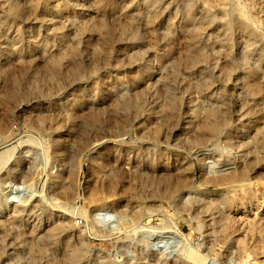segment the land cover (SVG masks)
<instances>
[{"label":"rangeland","instance_id":"1","mask_svg":"<svg viewBox=\"0 0 264 264\" xmlns=\"http://www.w3.org/2000/svg\"><path fill=\"white\" fill-rule=\"evenodd\" d=\"M262 127L264 0H0V264H264Z\"/></svg>","mask_w":264,"mask_h":264},{"label":"bare ground","instance_id":"2","mask_svg":"<svg viewBox=\"0 0 264 264\" xmlns=\"http://www.w3.org/2000/svg\"><path fill=\"white\" fill-rule=\"evenodd\" d=\"M101 7H104V2H101ZM219 15L221 17H224L225 15L224 9L220 10ZM210 20L212 22H215L217 19L215 16H211ZM191 34H192L191 44L193 45L196 41L199 40L201 36V30L198 28H193V32ZM106 36L109 38H112V31L107 29ZM76 55H77V48L76 46H73L70 49L69 56L72 60H74ZM203 57H204L203 54L200 51L196 50L195 54L192 56V62L197 63L203 60ZM61 63H62V58L60 56H57L49 61L47 69H48L49 74L52 76V78L60 74ZM79 73H80V68L79 67L75 68L76 76L79 75ZM251 92L253 93V91ZM121 105L124 111H128L132 106H134V103L132 100H124L121 102ZM119 106L120 104L115 107L116 108L115 110L119 109ZM223 123H224V119H223L222 110L218 107H211L207 111L206 118L204 119L201 125V130H200L201 136L202 135L203 136H214L215 134L219 132V130L223 126ZM256 141L259 145H264V127H262V129L258 132ZM243 176H244V171L242 170L236 173H232L229 175V177H225L223 179L224 180H227V179L236 180V179H240ZM182 187L183 185L179 181L175 183H170L168 186V193L171 195L177 194L182 191L183 189ZM7 207H8L7 205H4L1 208L2 209L1 211L4 212L7 209ZM53 232H54L53 235L61 234L64 232V227L57 226L54 228ZM83 252L84 250L82 247L77 248L73 246L72 248H70L69 252L67 253V256L64 258L65 260H63L64 261L63 264H77V262L83 256Z\"/></svg>","mask_w":264,"mask_h":264}]
</instances>
